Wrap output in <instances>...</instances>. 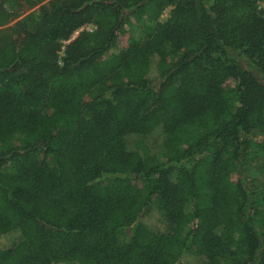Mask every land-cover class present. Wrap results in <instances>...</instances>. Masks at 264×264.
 Returning <instances> with one entry per match:
<instances>
[{
	"label": "trees",
	"instance_id": "1",
	"mask_svg": "<svg viewBox=\"0 0 264 264\" xmlns=\"http://www.w3.org/2000/svg\"><path fill=\"white\" fill-rule=\"evenodd\" d=\"M44 1L0 0V27ZM262 4L30 13L0 45V264H264Z\"/></svg>",
	"mask_w": 264,
	"mask_h": 264
},
{
	"label": "rangeland",
	"instance_id": "2",
	"mask_svg": "<svg viewBox=\"0 0 264 264\" xmlns=\"http://www.w3.org/2000/svg\"><path fill=\"white\" fill-rule=\"evenodd\" d=\"M49 2L50 0L40 3L31 12L19 17L18 19L12 21L8 25L0 27V45H4L14 38V36L19 30L20 24L23 21H25V19L30 13L40 10L41 7L47 6ZM261 8L264 9V4L261 5ZM171 11H172V7L166 8L160 20L162 22H165L169 18ZM128 45H129V41L125 37L124 31H121L118 34V47L121 49H125L128 47ZM259 79L262 83H264V78L259 76ZM144 221L153 228H163L164 225L163 221L161 220L160 214L155 209L154 210L152 209V211L144 218ZM120 236L122 237V239H124L125 242L128 240L129 237L126 231H121Z\"/></svg>",
	"mask_w": 264,
	"mask_h": 264
},
{
	"label": "built area",
	"instance_id": "3",
	"mask_svg": "<svg viewBox=\"0 0 264 264\" xmlns=\"http://www.w3.org/2000/svg\"><path fill=\"white\" fill-rule=\"evenodd\" d=\"M94 29H95L94 26H92V25H86V26L82 27L81 29H79L77 32H75V34L72 36V38L69 41L63 42V48H62V52L60 53V56L61 57L64 56L65 46L67 44H69L72 40H74L75 38H77L81 32H84V31L93 32Z\"/></svg>",
	"mask_w": 264,
	"mask_h": 264
}]
</instances>
